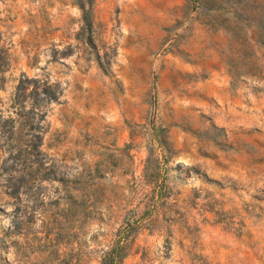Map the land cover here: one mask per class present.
<instances>
[{"label":"rangeland","instance_id":"1","mask_svg":"<svg viewBox=\"0 0 264 264\" xmlns=\"http://www.w3.org/2000/svg\"><path fill=\"white\" fill-rule=\"evenodd\" d=\"M218 15L0 0V264H264V47Z\"/></svg>","mask_w":264,"mask_h":264},{"label":"trees","instance_id":"2","mask_svg":"<svg viewBox=\"0 0 264 264\" xmlns=\"http://www.w3.org/2000/svg\"><path fill=\"white\" fill-rule=\"evenodd\" d=\"M74 2L82 10L84 17L90 14L93 0H74ZM218 13L220 30L227 34L238 49L250 47L255 36H257L255 42L264 47V20L252 25L245 19L249 13L248 0H218ZM254 28L256 31L253 30ZM127 236L128 233L125 232L123 238ZM124 254L123 246L116 245L106 254L102 264H121Z\"/></svg>","mask_w":264,"mask_h":264}]
</instances>
